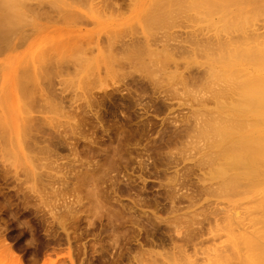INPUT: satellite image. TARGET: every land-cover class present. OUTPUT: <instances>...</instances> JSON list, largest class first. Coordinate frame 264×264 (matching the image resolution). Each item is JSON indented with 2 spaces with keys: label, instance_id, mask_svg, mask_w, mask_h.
<instances>
[{
  "label": "rangeland",
  "instance_id": "obj_1",
  "mask_svg": "<svg viewBox=\"0 0 264 264\" xmlns=\"http://www.w3.org/2000/svg\"><path fill=\"white\" fill-rule=\"evenodd\" d=\"M0 38V264L264 253V158L220 176L217 138L264 132L263 105L234 110L264 74V0H0Z\"/></svg>",
  "mask_w": 264,
  "mask_h": 264
},
{
  "label": "bare ground",
  "instance_id": "obj_2",
  "mask_svg": "<svg viewBox=\"0 0 264 264\" xmlns=\"http://www.w3.org/2000/svg\"><path fill=\"white\" fill-rule=\"evenodd\" d=\"M263 2V1H262ZM8 6H10V5H8ZM257 7V6H256ZM3 15H5V14H3ZM3 24V23H2ZM10 28V27H9ZM4 33V32H3ZM242 35V34H241ZM3 36V35H2ZM7 36V35H6ZM243 36H246V35H243ZM241 37V36H240ZM238 38H239V36H238ZM1 39V38H0ZM244 38H240V40H243ZM246 39V38H245ZM244 39V40H245ZM234 40V39H233ZM239 40V39H238ZM247 40V39H246ZM207 41V40H206ZM236 41H237V39H236ZM249 41V40H248ZM203 42V41H202ZM212 42V41H211ZM218 41H216V43H217ZM224 42L225 41H222V44H224ZM231 42H232V39H231ZM233 42H235V41H233ZM233 42L232 43H229V44H232L233 45ZM241 42V41H240ZM243 42V41H242ZM247 42V41H246ZM250 42V41H249ZM248 42V44L247 45H249L250 43ZM255 42V41H254ZM201 43V42H200ZM214 43V42H213ZM219 43V42H218ZM220 43H221V41H220ZM227 43V42H226ZM238 44H240L239 42H237ZM243 43H245V42H243ZM206 44H207V42H206ZM215 44V43H214ZM222 44H219L220 46L222 45ZM235 44H236V42H235ZM254 44V43H253ZM256 44V43H255ZM259 44V43H258ZM218 45V44H217ZM218 45V46H219ZM232 45H230V47L232 46ZM237 45V44H236ZM241 45V44H240ZM246 45V46H247ZM262 45V44H261ZM264 45V44H263ZM209 46V45H208ZM213 46V45H212ZM215 46V45H214ZM227 46H228V44H227ZM235 46V45H234ZM238 46L239 45H237L236 47L238 48ZM243 46H245L244 44H243ZM246 46L244 47V48H246ZM260 46V45H259ZM210 48H211V45L209 46ZM216 47V46H215ZM223 47V46H222ZM225 47V46H224ZM239 47H242V46H239ZM250 47H251V45H250ZM257 47V46H256ZM149 48V47H148ZM206 48V47H205ZM220 48V47H219ZM227 48V47H226ZM229 48V47H228ZM227 48V49H228ZM232 48V47H231ZM254 48H255V46H254ZM261 48V47H260ZM264 48V47H263ZM223 49V48H222ZM201 50V49H200ZM212 50V49H211ZM224 50V49H223ZM230 50V49H229ZM241 50H243V49H241ZM227 51V50H226ZM233 51V50H232ZM238 51V50H237ZM253 51V50H252ZM228 52V51H227ZM236 52V51H235ZM241 52V51H240ZM249 52V51H248ZM223 53V52H222ZM221 53V54H222ZM230 53V52H229ZM229 53H227V54H229ZM247 53V52H246ZM254 53V52H253ZM256 53V52H255ZM150 54V53H149ZM152 54V53H151ZM220 54V55H221ZM243 54V53H242ZM219 55V56H220ZM234 56H235V53H234ZM215 57V56H214ZM242 57V56H241ZM212 58V57H211ZM223 58V57H222ZM261 58V57H260ZM225 59V58H224ZM231 59V58H230ZM254 59V58H253ZM226 60V59H225ZM228 60V59H227ZM246 60V59H245ZM255 60V59H254ZM253 60V61H254ZM216 61H218V60H216ZM222 62V61H221ZM220 62V63H221ZM250 62V61H249ZM251 62H252V59H251ZM257 62V61H256ZM261 63H263V62H261ZM251 64V63H250ZM209 68V67H208ZM211 70H213V69H211ZM220 70V69H219ZM240 70V69H239ZM230 72V71H229ZM249 72V71H248ZM247 72V73H248ZM219 73V72H218ZM222 73V72H221ZM233 73V72H232ZM240 73V72H239ZM210 74V73H209ZM236 74V73H235ZM254 75L253 76H251V78L249 77H247L248 79H244L245 81L243 82H241L240 81V84H239V91L237 90V92H235V93H237V94H235V96H239V98H237L236 99V101L238 102H236L237 103V105L235 106V108H234V110H236V113H241V114H245V113H247V111L250 109V108H258L259 106H261V105H263L264 106V74L263 75H260V73L259 74H256V73H253ZM212 75V74H211ZM223 75V74H222ZM237 75V74H236ZM214 76V75H213ZM212 76V77H213ZM216 76V75H215ZM238 76V75H237ZM241 76V75H240ZM218 78H219V74H218V76H217ZM232 78V77H231ZM233 78H236V77H233ZM223 79H224V77H223ZM226 79V78H225ZM237 79H239V77L237 78ZM236 79V80H237ZM215 80V79H214ZM233 80V79H232ZM222 81V80H221ZM233 81H235V80H233ZM224 82H227V81H224ZM229 82H230V80H229ZM236 82V81H235ZM217 83V82H216ZM234 83V82H233ZM238 83V82H237ZM227 84H228V82H227ZM226 84V85H227ZM232 84V83H231ZM234 85V84H233ZM233 85H231V86H233ZM236 85H238V84H235V86ZM230 86V87H231ZM222 88V87H221ZM225 88V87H224ZM229 88V87H228ZM227 88V89H228ZM236 87H234L233 89H235ZM224 90V89H223ZM226 90V89H225ZM227 91H229V89L227 90ZM233 91V90H232ZM221 92V91H220ZM223 92V91H222ZM233 93V92H232ZM234 94V93H233ZM224 96V95H223ZM217 97V96H216ZM225 97H226V95H225ZM229 97V96H228ZM218 98L220 99V95L218 96ZM217 99V98H216ZM218 100V99H217ZM225 100H226V98H225ZM225 100H224V102H225ZM234 100V99H233ZM232 100V101H233ZM229 101V100H228ZM227 101V102H228ZM230 103V102H229ZM234 103V102H233ZM232 103V104H233ZM231 104V105H232ZM232 106H234V105H232ZM262 106V107H263ZM229 108V107H228ZM233 108V107H232ZM255 108V109H256ZM258 109H260V108H258ZM261 110V109H260ZM263 111V110H262ZM232 112V111H231ZM235 112V111H234ZM253 111L251 110V112L250 113H252ZM249 113V112H248ZM260 113V112H259ZM208 114V113H207ZM228 114V113H227ZM238 114V115H239ZM256 114V113H255ZM249 115H251L252 117H253V115L252 114H249ZM208 116V115H207ZM261 116V117H260ZM224 117V116H223ZM230 117V116H229ZM258 117L259 118H262L263 119V121H264V112L263 113H260V115H258ZM251 118V117H250ZM222 119V118H221ZM224 119V118H223ZM228 119V118H227ZM231 119V118H230ZM252 119H254V117L252 118ZM261 119V120H262ZM235 120V119H234ZM251 120V119H250ZM261 120H257L258 122H260V123H263L264 124V122H261ZM205 121H207V120H205ZM224 121V120H223ZM231 121V120H230ZM229 121V122H230ZM240 121V120H239ZM212 122V121H211ZM219 122H221V121H219ZM228 122V121H227ZM233 122V121H232ZM235 122H236V124H235ZM235 122H234V124H235V126H237L238 128L239 127H241V125L239 126V124H241V122H238V118L235 120ZM255 122V121H254ZM221 123H223L224 124V122H221ZM210 124V123H209ZM212 124V123H211ZM210 124V125H211ZM214 124V123H213ZM228 124V123H227ZM230 124V123H229ZM249 124V123H248ZM216 125L218 126V124L216 123ZM259 124H252V126H251V124H250V127H252V130H251V134L249 135H246L245 136V132L244 133H235L234 134V132H232V131H228L230 128H232V127H229V129L227 128L225 131H223V133H225L224 134V136H222V134H221V136H222V140H221V136L220 135H218L217 136V138H219L220 137V141H222V143L220 142V141H216V142H220L221 143V147H222V149L221 148H218V150H220V151H222V152H220V153H223L222 155H224V158H222V160H224V164L223 163H221V165H223V169H222V167L220 168V162H219V171L222 169V171L219 173V171H218V175H220L221 173V175L220 176H223L224 177V174L223 173H225V175H227L226 174V172H224L225 170L227 171V170H229V173L231 174V172H232V174L233 175H238V176H245V175H247V176H250V177H254V176H258V175H260V174H262V170H260V167L257 165V163L259 164L260 162V157H263L264 158V132L262 133V132H260V129H257V126H258ZM206 126V125H205ZM212 126V125H211ZM224 126V125H223ZM233 126V125H232ZM246 126V125H245ZM208 127V126H207ZM210 127V126H209ZM214 127V126H213ZM216 127V126H215ZM214 127V128H215ZM225 127V126H224ZM224 127H222L223 129H225ZM237 127H236V130H237ZM247 127V126H246ZM249 127V129H251ZM219 128V127H218ZM221 128V127H220ZM219 128V129H220ZM209 129V128H208ZM217 129V128H216ZM219 129H217L218 131H216L215 130V133L216 132H218L217 134H220L221 133V131L219 130ZM232 129H234V128H232ZM241 129V128H240ZM199 130V129H198ZM211 130V129H210ZM209 130V131H210ZM213 130V129H212ZM242 130V129H241ZM220 131V132H219ZM234 131V130H233ZM238 131V130H237ZM240 131V130H239ZM213 132H214V130H213ZM230 133V134H229ZM216 137V136H215ZM209 138V137H208ZM215 140V139H214ZM218 145H216L215 147H217ZM206 147H208V146H206ZM214 147V148H215ZM209 148V147H208ZM217 149V148H216ZM217 152V151H216ZM215 152V153H216ZM206 153H208V152H206ZM214 153V154H215ZM218 153H219V151H218ZM218 154L219 156H221V154ZM214 154H213V157H214ZM209 155V154H208ZM216 155H217V153H216ZM217 155V156H218ZM210 156V155H209ZM205 157V156H204ZM216 158V157H215ZM207 159H210V158H207ZM262 159V158H261ZM211 160V159H210ZM209 161V160H208ZM222 162V161H221ZM224 165H225V167H227L226 169H225V167H224ZM217 167V166H216ZM262 171V172H261ZM228 172V171H227ZM213 174V173H212ZM231 174V175H232ZM232 177V176H231ZM229 178V179H233V178ZM226 179H227V177H226ZM234 179H236L235 177H234ZM237 180V179H236ZM250 181V180H249ZM224 182H227L225 179H224ZM233 182V181H232ZM234 182H235V180H234ZM220 183H221V181H220ZM228 184H229V182H227ZM222 184H223V182H222ZM230 184H231V182H230ZM233 184V183H232ZM226 185V183L224 184V186ZM227 186V185H226ZM225 186V187H226ZM260 229H262V228H260ZM251 233V232H250ZM249 233V234H250ZM253 233V232H252ZM255 234V233H254ZM254 234L252 235V236H254ZM260 234V233H259ZM257 235H258V233H257ZM263 235H264V233H263ZM262 235V236H263ZM261 235H259V237H260ZM256 237V236H255ZM259 237H258V239H259ZM248 240V239H247ZM246 240V241H247ZM252 240V239H251ZM251 240L249 241V243H253V242H255L254 240L251 242ZM258 242V241H257ZM256 242V243H257ZM263 242V241H262ZM254 244V245H252V249L250 248L251 247V245H247L250 249H251V251H253V252H251L250 254V257L252 258V254H253V257H254V255H255V259H257V260H255V259H249V260H252V262L250 263L249 262V264H254V262L253 261H257L259 264H260V262L262 263V264H264L263 263V258H261V257H264L263 256V254L264 253H262L261 251H259V249H256V248H258V244ZM248 244V243H247ZM263 246V245H262ZM261 246V247H262ZM255 248V249H254ZM261 250H262V248H260ZM256 250H257V253H258V251H259V253L257 254V253H254V251L256 252ZM261 252V253H260ZM264 252V251H263ZM259 254H261V257L259 256ZM258 255V256H257ZM220 256V255H219ZM256 256H257V258H256ZM13 257H15V259H16V261L19 263V264H21V259H19V257H17V256H13ZM224 257V256H223ZM259 257H260V259L261 260H259ZM234 258V257H233ZM220 259V258H219ZM15 261V262H16ZM223 261V260H222ZM260 261V262H259ZM225 262V261H224ZM256 262V263H257ZM255 263V264H256Z\"/></svg>",
  "mask_w": 264,
  "mask_h": 264
}]
</instances>
